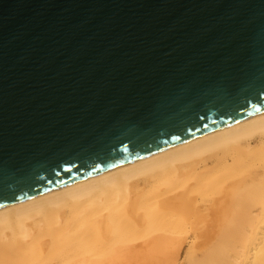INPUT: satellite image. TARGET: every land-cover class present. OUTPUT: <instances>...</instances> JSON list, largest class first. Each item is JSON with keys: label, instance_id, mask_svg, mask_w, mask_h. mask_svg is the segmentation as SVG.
Listing matches in <instances>:
<instances>
[{"label": "water", "instance_id": "1", "mask_svg": "<svg viewBox=\"0 0 264 264\" xmlns=\"http://www.w3.org/2000/svg\"><path fill=\"white\" fill-rule=\"evenodd\" d=\"M264 111V0H0V207Z\"/></svg>", "mask_w": 264, "mask_h": 264}, {"label": "bare ground", "instance_id": "2", "mask_svg": "<svg viewBox=\"0 0 264 264\" xmlns=\"http://www.w3.org/2000/svg\"><path fill=\"white\" fill-rule=\"evenodd\" d=\"M0 264H264V111L1 206Z\"/></svg>", "mask_w": 264, "mask_h": 264}]
</instances>
